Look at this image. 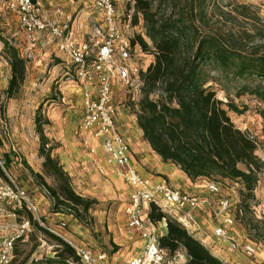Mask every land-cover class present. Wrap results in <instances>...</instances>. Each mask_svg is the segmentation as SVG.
<instances>
[{"label":"trees","instance_id":"obj_1","mask_svg":"<svg viewBox=\"0 0 264 264\" xmlns=\"http://www.w3.org/2000/svg\"><path fill=\"white\" fill-rule=\"evenodd\" d=\"M209 1L134 0L133 23L139 24L142 16L146 32L137 35L133 42L138 41L144 53L154 56L141 73L142 97L134 113L151 148L164 162L176 164L192 181L201 178L240 181L245 189L239 207L243 211L248 207L246 197L254 195L264 162L256 155L257 141L239 128L229 114V110L238 111V108L229 101L224 102L214 87L207 85L210 71L206 68L230 74L235 79L264 80V54L257 50L258 46L249 48L255 34L247 29L238 40L226 39L220 28L203 29L201 24L211 13ZM222 13V16L231 15L227 11ZM239 13L244 18L252 15L246 4H240ZM253 17L260 19L256 13ZM257 33L264 35L262 31ZM0 39L4 44L2 54L11 67L6 94L12 98L27 78L28 61L15 44L2 36ZM35 123L40 137L39 153L44 161L43 173H33L52 195L54 211L69 208L83 219L95 200L75 191L69 173L53 155L55 145L44 128L50 120L41 118V107L37 109ZM10 163L9 156L0 158V177L12 184L7 174ZM44 175L53 177L56 186H49ZM23 208L34 227L45 231L62 246L58 257L67 255L79 261L75 249L66 240L34 221L24 203ZM149 218L153 223L166 221L167 234L160 237L159 243L168 254L185 250L186 264H226L155 203L150 205Z\"/></svg>","mask_w":264,"mask_h":264},{"label":"rangeland","instance_id":"obj_2","mask_svg":"<svg viewBox=\"0 0 264 264\" xmlns=\"http://www.w3.org/2000/svg\"><path fill=\"white\" fill-rule=\"evenodd\" d=\"M207 4L211 13L207 15L205 23L201 24L203 29L220 28L226 39L235 38L236 40L241 38L245 29H247L251 34H255L251 39L249 48L258 46L257 50L264 54V35L261 36L257 33L262 31V34H264V0H210ZM240 4L249 6L252 12L251 17L244 18L240 15ZM118 7L125 14H135L134 0H120L118 1ZM224 11L231 12V15L222 16ZM255 13L260 19L253 17ZM144 24V18L141 16L139 24L136 25L135 35H145ZM0 36L15 45H19L25 52V44H27L25 33L19 25L17 15L6 7L5 0H0ZM3 46L4 44L0 39V139L2 141L0 158L10 157L11 163L7 171L10 182L13 183L12 180H14L18 186L25 189L26 194L37 205L38 199L45 197L43 199L46 200V212L38 206V214L45 225L57 227L63 219L67 222L64 230L66 234L73 230L72 223L74 222L76 225H82V228L88 229L89 232L91 231V236L100 233L109 234L106 230L107 220L98 221V217L93 212L96 210H108L111 205H116L114 202H119L123 199L120 198L119 194H115L113 187L109 186V182L106 185L102 183L103 178L101 180L96 171L86 170L88 174H91L83 181H79L75 176L71 177L69 174L75 191L84 197L95 200L89 212L83 214V219L76 216L69 208L63 207L59 211H54L55 201L52 195L48 188L42 184V181L33 173H43L42 163L44 161L37 145V143L40 145V137L35 123L37 109L41 107V118L45 119L48 118L47 111L51 103H54L53 106L63 107V92H68L64 88L68 85L71 86V80L66 79L67 76H64V68L67 63L54 55V53H50L48 58L44 59L42 64L38 66H35L33 62L35 59L33 55L28 57L27 61L30 62V68H28L27 78L18 94L15 97L8 98L6 89L11 70L8 69L9 61L2 54ZM138 50L143 56L144 52L140 48ZM151 58L148 57V60H145V66ZM206 70L210 71V79L207 85H212L217 91L218 97L224 102L229 101L238 108V111L229 110V114L239 128L254 134L258 143L256 155L264 162V80L258 77L246 80L235 79L230 74L211 70L209 67ZM65 79L66 82L63 85L62 82ZM142 86L141 78L139 82H135L131 86L121 84L124 93L123 101L133 112L142 97ZM225 107L228 108L226 105ZM49 127L50 123L44 125L46 135L49 132ZM80 140L83 148H81L80 144L79 147L77 146L80 142L76 138L74 140L65 139L63 142L50 139V142L57 146L56 148L59 147V150H62V155H72L73 160L78 162V165L76 164L75 166L80 167L79 163L81 162L71 152V147L73 146L87 152V148L81 138ZM60 146H63V149ZM53 155L57 156L54 150ZM57 157L60 160L59 156ZM44 177L49 186H56V181L53 177L47 175H44ZM258 177L259 180L255 187L254 195L246 197L248 207L243 208V211H240L239 207L244 199V187L236 189V191H224L234 201L233 212L236 214V220L231 227L242 232V235L259 245L258 254L255 257L250 258L240 253L241 256L247 259V264H264L259 257L264 254V168L259 172ZM9 185L8 181L0 177V192ZM211 198L212 202L215 203L218 195H214ZM12 212H16L17 216L10 215ZM32 216L33 220L37 221L35 215L32 214ZM28 219L25 208L22 209V207L17 205V201L5 198L0 193L1 237L15 232L17 224ZM31 224L33 226L32 222ZM122 228L123 230L125 229L123 226ZM89 246L91 247V245ZM104 246L110 251L108 252L109 262L111 260L110 255L120 250L121 247L123 248L121 251H125L124 246H115L112 241H108V244H104ZM60 248L62 246L58 244L56 239L45 231L33 226L31 232L17 240L13 262L14 264H70V262H76L67 255L58 257L57 252L60 251ZM93 248L97 249L96 247ZM50 259H53V261H49Z\"/></svg>","mask_w":264,"mask_h":264},{"label":"built area","instance_id":"obj_3","mask_svg":"<svg viewBox=\"0 0 264 264\" xmlns=\"http://www.w3.org/2000/svg\"><path fill=\"white\" fill-rule=\"evenodd\" d=\"M6 7L14 12L28 42V50L23 57H32L31 50L46 36V43L55 44L60 57L69 61L66 76L71 80L73 94L80 97L83 113L78 123L80 133L90 132L97 139L106 154V160L116 174L127 182L132 192L126 207V225L137 230L143 240L141 250L131 256L125 264H186L187 258L181 251L174 255L160 247V236L149 218L151 203L175 217L187 229L197 226L193 211L199 207H209L218 219L213 233L217 240H224L233 251L250 258L258 254L259 245L254 241L241 242L232 237L230 227L235 223L234 201L225 190L236 191L243 188L240 181L223 182L205 179L203 187L212 196L218 195L216 202L208 196L185 193L171 186L166 177L157 182L138 172L132 161L129 140L119 131L118 109L115 103V84L133 85L139 82L144 65L142 48L134 43L136 25L133 15L125 14L118 7L119 0H86L101 16L98 25H93L84 35L72 30V18L46 17L40 0H5ZM144 52V51H143ZM255 139L254 134L249 133ZM258 145V143H257ZM12 184L1 191V195L23 203L35 215V219L49 232L66 240L79 256V261L70 264H110L105 250L94 249L84 242H75L64 233L67 222L63 219L57 227L47 226L38 214V205L26 194L25 189ZM241 211V210H240ZM10 215L16 217L17 213ZM30 220L17 224L15 232L0 238V264H12L17 240L31 232Z\"/></svg>","mask_w":264,"mask_h":264},{"label":"crops","instance_id":"obj_4","mask_svg":"<svg viewBox=\"0 0 264 264\" xmlns=\"http://www.w3.org/2000/svg\"><path fill=\"white\" fill-rule=\"evenodd\" d=\"M43 6L44 15L46 17H59L65 19L67 17L72 18V30L73 32L84 35L93 25H98L102 18L98 14L97 10L89 4L86 0H40ZM120 1V0H119ZM46 36H43L31 50L34 56L33 62L35 66L41 65L43 60L48 58L50 53H54L57 57H60L56 52L55 44L46 43ZM23 55L24 49L19 45H16ZM26 50H28V42L25 44ZM23 50V51H22ZM25 50V51H26ZM149 59V63L154 60V56L151 54H145L143 56L144 61ZM1 58H3L1 56ZM68 65L69 61L65 57H60ZM8 63L7 61H5ZM31 62V64H33ZM148 63V64H149ZM30 68V62H28ZM64 68V76L69 66ZM147 64V66H148ZM67 68V69H66ZM10 70V64H8ZM66 79H68L66 77ZM65 81L62 82L65 85ZM68 81V80H67ZM68 92H63L64 97L63 107L53 106L51 103L47 111L48 119H50V127L47 136L55 141L63 142L65 139L74 140L75 138L81 141L82 139L87 152L81 151L80 148L71 147V152L77 156V160H73V156L61 154L59 147L54 148V153L60 158V162L64 169L71 175L76 177L77 180L83 181L90 174L86 170L96 171V174L103 178V184L110 183V187L114 189L116 195H120L123 199L119 202H114L116 205H111L108 210L94 211L98 218V221L107 220L106 230L109 234L104 233L91 236L88 229L82 228V225L73 224V230L67 232V237L76 241L84 242L92 247H96L99 250H105L110 252L104 244H108V241H112L115 246H124L125 251L117 250L110 255V264H125L127 260L137 254L142 247L143 240L140 232L137 230L129 229L126 225V207L129 203L130 194L132 192L131 186L120 178L115 170L108 165L106 160V154L101 148L99 142L90 132L80 133L78 130V123L83 113V106L79 96L73 94L72 85H68L64 88ZM124 93L121 88V84L117 82L115 84V103L118 109L117 124L119 131L129 140L132 151V161L136 165L138 172L144 177L157 182L161 177H166L171 186L179 189L185 193L197 194L200 196L212 197L205 188L203 183L204 178L192 181L176 164L166 163L162 160L161 156L157 154L150 146V144L144 139L143 130L139 127L136 114L131 111L123 101ZM58 108V110H57ZM60 109V110H59ZM74 131V132H73ZM80 137V138H78ZM77 143V142H74ZM81 148H83V145ZM38 147L40 146L37 143ZM63 149V146H60ZM70 153V152H69ZM77 154V155H76ZM76 180V181H77ZM114 197V196H113ZM116 197V196H115ZM45 198V197H43ZM43 198L38 199L37 203L39 208L46 212V200ZM212 200V198H211ZM194 219L197 222V226L192 229H188L195 237H197L207 248L210 249L216 256H218L226 264H247V259L241 256L240 253L233 251L228 245L227 241L217 240L214 236L213 230L218 223V219L211 213L209 207H199L193 211ZM105 222V221H104ZM122 226L125 228L123 230ZM156 232L161 237L167 234V223L165 220L158 223H153ZM105 227V226H104ZM232 237L241 242L251 241L242 232L237 231L234 227H230ZM127 230L126 232H124ZM108 237V238H107ZM1 238V236H0ZM246 239V240H245ZM188 258L185 250H181ZM118 254V255H117ZM264 262V254L259 256ZM259 259V258H258ZM260 260V259H259Z\"/></svg>","mask_w":264,"mask_h":264}]
</instances>
